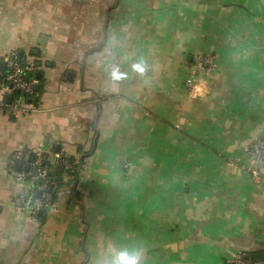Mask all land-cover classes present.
<instances>
[{"label":"crops","instance_id":"0c3cea01","mask_svg":"<svg viewBox=\"0 0 264 264\" xmlns=\"http://www.w3.org/2000/svg\"><path fill=\"white\" fill-rule=\"evenodd\" d=\"M11 53L38 89L17 115L0 91V264L136 247L143 264L264 260V183L231 165L264 140V0H0V60ZM202 55L216 68L193 96ZM17 150L78 165L43 221L14 206L34 185L15 182Z\"/></svg>","mask_w":264,"mask_h":264},{"label":"built area","instance_id":"2783aa9c","mask_svg":"<svg viewBox=\"0 0 264 264\" xmlns=\"http://www.w3.org/2000/svg\"><path fill=\"white\" fill-rule=\"evenodd\" d=\"M1 61L4 63V71H0L3 106L14 115L25 113L28 110V99L36 95L34 91L36 81L18 54L11 53ZM215 68L216 56H198L190 65V76L186 82L188 93L193 96H203V86L206 83L201 77L207 76ZM6 96L12 97L9 104L5 102ZM243 153L245 161L241 162L239 159H235L231 161V165L249 172L253 179L264 183V140L257 139L250 142ZM31 155L35 157L34 162L30 161ZM47 160L40 151L17 150L10 156L8 162L18 185L24 186L29 181L34 182V185L23 190L14 198V206L18 210L30 212L34 218L39 213L50 210L53 206L52 191L57 186V182L49 177L53 169L58 167L66 177H73L79 170L75 161H71L60 153L54 154L52 161L48 160V162ZM43 162H47V164L43 165ZM18 163H21V170L13 171ZM128 165L125 163L124 168H127ZM25 166H28L27 170L24 169ZM34 169L37 172L36 176L32 173ZM227 264H264V260H254L251 254L239 252Z\"/></svg>","mask_w":264,"mask_h":264},{"label":"clouds","instance_id":"9594fccd","mask_svg":"<svg viewBox=\"0 0 264 264\" xmlns=\"http://www.w3.org/2000/svg\"><path fill=\"white\" fill-rule=\"evenodd\" d=\"M134 68L141 73L145 72V67L141 64L134 65ZM114 79H120V76L116 73H113ZM144 251L140 247H136L132 250L128 248H123L118 251L115 257H110L105 255L100 258L103 264H143Z\"/></svg>","mask_w":264,"mask_h":264},{"label":"trees","instance_id":"16d2710c","mask_svg":"<svg viewBox=\"0 0 264 264\" xmlns=\"http://www.w3.org/2000/svg\"><path fill=\"white\" fill-rule=\"evenodd\" d=\"M33 76V75H32ZM71 161H74L72 158H70ZM47 164V162H43V165ZM63 171L61 169H59L58 167H55L53 169V172L49 174V177L52 180H55L57 182V186L53 189L52 191V197L53 199H55V190H57L59 187L62 186V180H63ZM43 214L45 213V211L42 212ZM41 216H37L36 218L40 221H43L44 219V215Z\"/></svg>","mask_w":264,"mask_h":264},{"label":"water","instance_id":"95a60500","mask_svg":"<svg viewBox=\"0 0 264 264\" xmlns=\"http://www.w3.org/2000/svg\"><path fill=\"white\" fill-rule=\"evenodd\" d=\"M19 55H22V54L19 53ZM22 62H23L24 65H25V61H22ZM0 71H4V63H3L2 61L0 62ZM38 79H39V78H38ZM37 89H38V85L35 84V85H34V91H37ZM11 98H12L11 96H7V97H6L5 101H6L7 104L10 103ZM34 160H35L34 155H31V156H30V161H31V162H34ZM16 170H17V171H20V170H21V163H18V164L16 165ZM25 170H27V169H25ZM36 173H37V172H36V169H34V170H33V175L36 176ZM38 196H40V194H38ZM41 215H42V213H39V216H41Z\"/></svg>","mask_w":264,"mask_h":264}]
</instances>
